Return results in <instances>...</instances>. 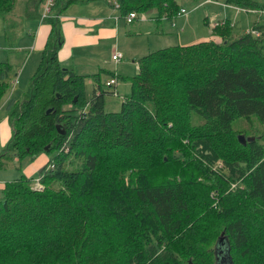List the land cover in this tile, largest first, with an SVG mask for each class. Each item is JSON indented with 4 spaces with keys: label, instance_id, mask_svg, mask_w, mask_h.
Wrapping results in <instances>:
<instances>
[{
    "label": "trees",
    "instance_id": "trees-1",
    "mask_svg": "<svg viewBox=\"0 0 264 264\" xmlns=\"http://www.w3.org/2000/svg\"><path fill=\"white\" fill-rule=\"evenodd\" d=\"M95 1L172 25L182 9L173 0H54L36 71L7 105L12 136L0 167L12 155L50 157L36 180L0 186V264H264V133L233 127L264 123V23L236 34L225 19L209 39L139 57L120 109L107 111L99 73L77 74L57 56L58 15ZM220 1L248 17L264 12V2ZM16 2L0 0V14ZM11 70L0 62V99Z\"/></svg>",
    "mask_w": 264,
    "mask_h": 264
},
{
    "label": "rangeland",
    "instance_id": "rangeland-1",
    "mask_svg": "<svg viewBox=\"0 0 264 264\" xmlns=\"http://www.w3.org/2000/svg\"><path fill=\"white\" fill-rule=\"evenodd\" d=\"M33 1L34 0H17L14 9L11 10L12 12L10 11L4 15L0 14V62H6L12 67L9 78V81L11 82L10 87L0 99V119L5 118L4 106L8 100L23 98L41 59V52L39 50H34L33 38L36 32H38L37 26L39 18L37 15L38 13L42 15L43 6L46 2L44 1L40 6H35L32 10H28L27 13H29V15H24L22 11L28 8L29 4L33 6ZM173 1L177 8L182 7L186 10L185 13L182 15L178 14L174 19L175 25H172L168 20L155 21L152 18L154 16V13L152 12L141 14L136 20H134L133 24H130V22L127 23L124 17H119V35L108 39L104 42L103 47H99L96 44L91 45V47H82V52L84 53L83 56H81L80 53H76L74 47L72 48L74 50L72 53V59L69 60L66 66L73 69L77 74L89 73L91 71L96 72L97 68L91 70V65L95 66V64H101L102 67H105L106 71L101 74L102 80L100 81L104 90L107 91L104 95L105 110L117 111L120 109L123 95L128 93L131 88L129 77L134 76L137 73V67L134 63L136 61L135 58L137 57L132 58L127 56V61H119L118 63L112 60L111 55L117 44L120 45V49L127 52L130 56L133 55L134 52L123 43L127 40L126 43L129 44L130 41H128V39L130 37L125 34L127 31L131 30L132 27H138L140 25L138 22L139 20H144L142 24L146 29H150L149 33L140 38L145 46L149 45L150 47L146 54L163 47L192 44L201 40L209 39L211 37L212 27L224 22L225 19H229L235 23L232 30L236 34L242 33L245 29V26H243L245 24L242 23L241 20L242 14L232 6L222 5L220 0H217V2H204V0ZM256 1L259 3L264 2V0ZM115 8H118V5L115 6ZM87 9L85 5L75 4L70 6L65 13L67 15H73L79 11L85 13ZM111 12H114L115 15L119 16L116 9ZM259 15L260 17L254 14H249L250 17H248V23L251 24L257 19L261 23H264V12ZM48 25V22L43 24V26ZM155 27L163 29V31L160 33L154 32ZM62 36L64 42L65 35L63 31ZM75 47L76 49H79V46ZM110 76H115L117 78V83L112 87H107L104 80ZM92 88V81L87 79L86 94L89 98L92 95ZM113 90H115V93H109V91L111 92ZM243 120V118H239L233 122V127L237 131H242L243 129L241 127H245L246 129H251L250 127H252L255 135L264 133V123L258 122L255 118H252L250 124ZM193 122L195 124L201 123L202 119L198 115H194ZM238 133L243 134L242 132ZM41 154L42 153L39 155ZM45 156L48 158L50 157V154ZM36 159L31 160L28 157L22 162H19L17 156L12 155L10 162H8L9 166L0 169V177L2 180L4 179L2 183L17 179L22 174L28 175L33 181L36 180L38 178L36 162L39 161V159L37 161Z\"/></svg>",
    "mask_w": 264,
    "mask_h": 264
},
{
    "label": "crops",
    "instance_id": "crops-1",
    "mask_svg": "<svg viewBox=\"0 0 264 264\" xmlns=\"http://www.w3.org/2000/svg\"><path fill=\"white\" fill-rule=\"evenodd\" d=\"M85 7L86 9L88 8L85 11V13H82L81 11H79L76 14L67 15L65 11L70 8V6H68L66 9H64L60 13V15H58L59 19L61 20V27L65 35V40L62 43L61 47L59 48L57 52V56H58V60L60 61V63L64 66H66L69 60L72 59V53L74 52V50L76 53H80V55L83 56L84 53L82 52V47H85V46L91 47V45H95V44L98 45L99 47H103L104 42H106L108 39L116 35H119L120 33V26H119L118 21H119V17H124V16L120 14L118 8L107 5L104 1L90 2L89 4H86ZM114 9L118 11L119 16L115 15L114 12H111ZM37 17L39 18L38 20L39 23L37 26L38 32H36L33 38V46H34V50H39L42 53V50L45 47V44L47 42L50 30H51V25L49 24L48 26H43V24H45L46 21L40 20L41 15L39 13ZM134 20L130 22V24H133ZM241 20H242V23L245 24L243 26L246 27V24L248 25V20H249L248 16L242 14ZM138 22L140 24L138 27L136 28L132 27L131 30L127 31L125 34L126 36L130 37L128 39V41H130L129 44L126 43L127 40L123 43L126 46H128L132 52H134L133 55L130 56L127 52L120 49L119 44H117L116 48L113 49L112 55L116 51L121 52L122 58L120 61H127V56L132 57V58L137 57L135 58L137 60L139 57L145 55L146 52H148L150 48L149 45L145 46L142 40H140L142 36L149 33L148 29H146V27L142 24L144 20H139ZM75 46H79V49H76ZM73 47H74V50L72 49ZM112 55H111V58H112ZM120 63H124V62H120ZM134 63L136 64V67H137L136 72H137L138 66H137L136 61ZM94 68H97L96 72L91 71L89 73H81V74L91 75V74L99 73V77L101 81L102 80L101 74L104 71H106L105 67H102L101 64H97V65L95 64V66L91 65V70H93ZM87 79H90L94 85L92 78L88 77ZM111 79H114V77L110 76L109 78H106L104 82L106 83L107 81ZM8 102L9 100L7 101V103H5V106H4L5 108L4 117L5 118L0 119V152L6 146L7 142L10 140L12 136V128L9 122L8 112H7ZM38 159L39 161L36 162V168H39L40 165L43 164L47 160V156H45L44 154H41V155H38L36 161ZM8 166L9 164L7 163L6 166L0 167V169L6 168ZM3 180L0 177V186H2Z\"/></svg>",
    "mask_w": 264,
    "mask_h": 264
},
{
    "label": "built area",
    "instance_id": "built-area-1",
    "mask_svg": "<svg viewBox=\"0 0 264 264\" xmlns=\"http://www.w3.org/2000/svg\"><path fill=\"white\" fill-rule=\"evenodd\" d=\"M53 2L54 0H47L46 3L44 4L43 6V12H42V15H41V18L40 20H44L45 18H47L52 10V6H53ZM186 10L185 9H181L180 10V15H182L183 13H185ZM136 18V15L135 13L131 12L129 13L126 17H125V20L127 22H131L133 21L134 19ZM122 58V54L121 52H115L113 55H112V59L116 62L120 61ZM115 80L114 79H111L109 81L106 82V85L108 86H111L112 84H114Z\"/></svg>",
    "mask_w": 264,
    "mask_h": 264
},
{
    "label": "water",
    "instance_id": "water-1",
    "mask_svg": "<svg viewBox=\"0 0 264 264\" xmlns=\"http://www.w3.org/2000/svg\"><path fill=\"white\" fill-rule=\"evenodd\" d=\"M50 110H51V108H49V109H47V113H49L50 112ZM57 129L59 130V132L61 133V134H63L64 133V130L63 129H60V127H59V125L57 124ZM238 140L242 143V144H245L246 143V139H245V136L243 135V134H239L238 135ZM223 235H224V232H221V234H220V237L218 238V242H217V244H216V252H217V250H218V253H221L222 251H223V249L221 248L222 246H223V239H224V237H223ZM219 243V244H218ZM221 243V244H220Z\"/></svg>",
    "mask_w": 264,
    "mask_h": 264
}]
</instances>
